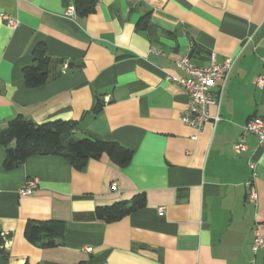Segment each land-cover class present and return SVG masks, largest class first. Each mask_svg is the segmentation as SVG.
<instances>
[{"label": "crops", "instance_id": "0c3cea01", "mask_svg": "<svg viewBox=\"0 0 264 264\" xmlns=\"http://www.w3.org/2000/svg\"><path fill=\"white\" fill-rule=\"evenodd\" d=\"M69 7L74 0H0L18 22L0 19V130L16 116L78 120L76 137L116 142L131 160L119 167L102 155L79 171L61 156L33 155L6 169L0 145V264H264V245L255 254L248 246L255 229L264 238V148L249 134L246 151L232 149L249 118H264L255 81L264 72V0H98L73 18ZM37 44L47 80L29 87L22 71ZM211 55L235 62L224 87H212L208 113L220 119L196 130L179 122L189 98L166 76L183 75L182 57L202 67ZM32 178V193L19 194ZM136 194L142 208L97 218L96 207L128 206ZM29 219L61 221V244L29 243Z\"/></svg>", "mask_w": 264, "mask_h": 264}, {"label": "trees", "instance_id": "16d2710c", "mask_svg": "<svg viewBox=\"0 0 264 264\" xmlns=\"http://www.w3.org/2000/svg\"><path fill=\"white\" fill-rule=\"evenodd\" d=\"M98 0H74V9L79 17L92 13ZM196 49L192 50L193 54ZM32 55L34 63L23 68L25 85L36 87L47 80L49 59L43 44H37ZM100 105L94 112L100 111ZM78 120H51L41 123L25 120L20 116L11 119L0 130V145L6 149L4 167L12 169L33 155H58L65 158L76 170H83L89 160L106 155L112 163L123 167L131 160L132 152L113 141L91 137H76ZM13 143V144H12ZM144 194H136L130 204L114 203L95 209L98 219L116 221L145 205ZM63 223L56 220H31L24 228L25 239L42 248L55 247L62 241Z\"/></svg>", "mask_w": 264, "mask_h": 264}, {"label": "built area", "instance_id": "2783aa9c", "mask_svg": "<svg viewBox=\"0 0 264 264\" xmlns=\"http://www.w3.org/2000/svg\"><path fill=\"white\" fill-rule=\"evenodd\" d=\"M66 14L70 17H75L76 12L73 7H69L66 10ZM0 19L9 27L15 28L18 24L17 20L9 16L4 12H0ZM235 62V57L226 56L225 59L218 62L214 59L213 55L210 56L209 63L205 66L198 67L193 62L190 61L188 57H182L176 64L182 71V76L167 75L166 79L173 81L180 85L185 93L188 95V102L182 108L179 114V122L188 125L196 130H201L202 127L208 120L213 118L216 122L220 119L218 115L211 117L208 113L209 105L217 103V97L212 91V87L218 85L220 89L224 87V83L227 80L229 73L231 71L233 64ZM68 61H64L62 64L63 70L67 69ZM256 84L263 88L264 87V72L261 73ZM254 135L257 139V144L264 148V118L260 116H255L249 118L246 123L241 128V133L232 144V149L235 153H241L247 150L246 136ZM251 170L254 168L252 162L248 163ZM37 186V180L27 179L19 189V194L28 195ZM247 195V202L256 204L257 195L252 187H250ZM253 237L249 243V250L252 254H255L259 247L264 245L263 236L258 233L255 229ZM86 252H91L90 247L85 248Z\"/></svg>", "mask_w": 264, "mask_h": 264}, {"label": "water", "instance_id": "95a60500", "mask_svg": "<svg viewBox=\"0 0 264 264\" xmlns=\"http://www.w3.org/2000/svg\"><path fill=\"white\" fill-rule=\"evenodd\" d=\"M106 46H107L109 49H112L110 45L107 44Z\"/></svg>", "mask_w": 264, "mask_h": 264}]
</instances>
